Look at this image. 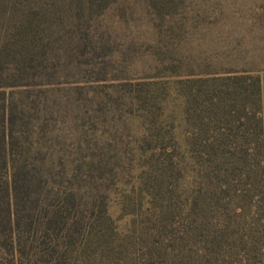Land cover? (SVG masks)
<instances>
[{
  "label": "rangeland",
  "instance_id": "obj_1",
  "mask_svg": "<svg viewBox=\"0 0 264 264\" xmlns=\"http://www.w3.org/2000/svg\"><path fill=\"white\" fill-rule=\"evenodd\" d=\"M0 89L41 263L264 264V0H0Z\"/></svg>",
  "mask_w": 264,
  "mask_h": 264
},
{
  "label": "trees",
  "instance_id": "obj_2",
  "mask_svg": "<svg viewBox=\"0 0 264 264\" xmlns=\"http://www.w3.org/2000/svg\"><path fill=\"white\" fill-rule=\"evenodd\" d=\"M8 103L5 93L0 89V251L4 257H0V264H43L42 259L38 258V253L31 247V243L22 238L20 224L22 221L21 208L19 204L24 196H27L28 179L23 164L13 160L9 152V144L12 138V119L8 112ZM10 139V140H9ZM10 192L12 193V203H9ZM74 194L67 191L63 196V208L74 207ZM60 207H55L46 219L44 231L47 233L51 227L54 232L63 230L60 243L55 239L46 253L49 256L58 249H65L63 241L67 237H72L76 229L73 225L70 228L63 226V214ZM30 217L29 211L25 212ZM75 229V231H74ZM50 264H58L56 258Z\"/></svg>",
  "mask_w": 264,
  "mask_h": 264
}]
</instances>
